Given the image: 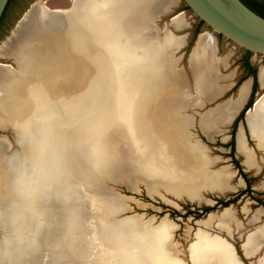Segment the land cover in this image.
Wrapping results in <instances>:
<instances>
[{
  "label": "rangeland",
  "instance_id": "obj_1",
  "mask_svg": "<svg viewBox=\"0 0 264 264\" xmlns=\"http://www.w3.org/2000/svg\"><path fill=\"white\" fill-rule=\"evenodd\" d=\"M17 1L0 29V48L8 42L16 24L23 21L22 17L26 12L28 13L24 20L32 16L37 18L31 22L29 37L24 40L22 45L18 48L19 43L15 44L16 47L12 46V53H14L12 58H0V64L6 65L13 72L18 70V64L23 65L26 60L30 64L28 71L25 73L20 71L17 75L18 79L15 81L9 79L5 69L0 70V91L6 94L2 99L0 97L1 116L6 119L8 109L12 110L23 105L36 112L39 101L36 97L31 99L29 93L32 85L35 87L33 89L35 95H45L43 87L49 92L58 91L66 97V100L60 98L63 99V101L60 100V104L64 101L65 103L71 101V99L72 101L77 100L82 111H86L84 109L87 108V111L90 112L94 105L95 85L98 82L88 83L90 74L88 62L83 57L78 59L68 47L67 37L74 29V20L72 17L64 18L51 14V10L69 9L73 0ZM166 1L168 2V0ZM176 1L178 8L175 9V12L182 11L185 22L178 29H183L186 26L183 30L176 32L172 31L170 23V20L174 18H172V9L158 17L152 30H144L142 33L136 32L135 29L125 30L118 23L109 20L113 15L112 4L109 0L96 1L92 7L88 8L87 12V27H98L100 31L106 29L108 37L111 38V44L117 50L128 45L138 52L136 45L141 36L143 37L142 42L159 46L163 39L172 33L177 36L187 35L188 44L182 51L174 54L163 52L158 55L160 63H157L156 66L146 65L143 68L133 65L131 68L136 71L140 68L144 70L141 75L144 74V79H146L142 83L130 85L138 88V91H131L132 94L151 95L153 93L161 97L149 110L152 116L158 112V108L161 107L160 103L172 105V91L192 90V76L187 67L188 55L191 50L188 47L192 40L195 44L200 34H208L216 41L215 67L221 64L219 56L226 55L229 50L233 52L230 57L229 68L231 69H222V74L240 66L244 55L243 49L213 32L206 25L201 26V33L194 38V32L200 20L190 10L185 9L181 0ZM137 2L138 0H128L129 8L131 7L134 11ZM180 56L182 57L180 58ZM172 58L175 63L173 67ZM176 58L180 59L179 62ZM250 62L258 73L262 69L264 70V57L261 55L253 54ZM138 63L141 66L142 62ZM41 67L44 69L43 78L39 74ZM98 68H95L96 71L101 69ZM151 70L154 72L149 73ZM240 71L242 74L238 75V81L243 75V70L240 69ZM172 76L175 87L172 83ZM11 86L12 90H9L8 87ZM233 90L225 97H229L237 91L233 92ZM91 93L93 98L90 100L87 97ZM263 96L264 84L256 93L254 103ZM63 105L64 103L62 109L65 108ZM127 106L130 107L128 103ZM207 108L209 109L211 106ZM119 114L115 118H119L118 120L128 126L125 128L129 141L126 131L112 128L111 135L102 139L108 149L105 161H97L90 156L87 150L89 136L84 128L85 121L83 119L74 129L47 131L42 139H40L39 131L33 130L31 135L26 136L25 142L20 140L19 134L23 132L18 128L11 125L0 127V208L3 209V213L0 215V234L10 230L21 237L23 231L29 230L28 238L23 237V239H27L25 241V245L28 246L26 250L31 252V255L27 256V260H30L32 264H47L46 253L40 252L39 249L56 241L60 244L64 230L70 221L85 229L88 224L84 223V219L95 213L92 209H88L86 201L79 194L77 185L83 183L98 193L103 212L116 222V225L110 223L108 226L112 225L117 228V233L122 236L125 245H131L134 236L137 239H162L157 253L161 254V260L165 261L164 264L172 262V251L173 255L183 264H189L190 248H193L194 255L198 257L203 248L213 247H218L224 257L229 260H226L224 264H264V244H262L264 239L258 240L257 244L251 247L249 255H246L242 248L249 234L257 231L264 232V146L260 145L251 134L260 151L256 149L254 142L249 140L250 147L245 142V152L239 151L243 155V159L237 154L235 144L233 158L240 162L243 173L251 180L252 193L242 196L236 204L228 208L222 209L218 206L207 216L201 215L197 218L195 214L187 215V212L198 214L197 209H201L203 206L214 207L217 201L231 199L246 189L244 179L240 176L233 159L229 157L231 149L227 146L230 143L221 144L218 140L209 142L194 132L196 138H200L204 146L198 140L191 139V134L188 132L189 123L184 121L188 124L183 126L184 128L179 126L180 129L176 130V143L172 148V129H163V123L160 121L165 118L167 125L171 126L172 110H166L160 115L156 114L150 121H143L145 119L143 113L129 116L122 112ZM180 114L182 118L188 119L183 113L180 112ZM59 116L61 117V115ZM123 118L126 122L123 121ZM131 125L138 126L135 132L129 130ZM98 139L100 138L96 140ZM140 147L147 149L149 153L155 152L159 147L171 161L172 156L188 157L192 161L190 164L179 163L175 168H177V173L186 171L188 177L191 178L189 184L172 183L174 179L172 177V162L146 164L135 160L134 154ZM117 173L121 179L119 182H115L113 179L114 174ZM13 177L15 178L13 179ZM1 179L3 180L1 181ZM9 184L10 187H8ZM13 187L17 188L13 189ZM38 190L40 195H38ZM47 191L49 194H46ZM32 193L33 196H29ZM49 195L51 198L48 199ZM46 197L48 202L44 199ZM256 200H261L263 206ZM175 213H179V215ZM184 215L187 216L184 217ZM158 233L159 235H156ZM199 234L208 236L211 240L197 239ZM107 242H109V249L107 248L108 250L103 254L97 253L99 246L95 242L93 250L95 264L114 263L110 259L115 250L117 252V248L111 239L102 243L108 246ZM0 245V264H24L23 255H21L22 249L18 250L14 242L3 238ZM117 255L118 253L115 254V256ZM59 256L52 255L57 259ZM216 260V254L209 250L208 259L205 260L208 262L206 264H218ZM123 261L117 264H124ZM139 262L143 264L142 261Z\"/></svg>",
  "mask_w": 264,
  "mask_h": 264
},
{
  "label": "bare ground",
  "instance_id": "obj_2",
  "mask_svg": "<svg viewBox=\"0 0 264 264\" xmlns=\"http://www.w3.org/2000/svg\"><path fill=\"white\" fill-rule=\"evenodd\" d=\"M96 1L98 0H77L75 2L76 6H75V10L73 11V15H72L75 26H74V29L68 34V37H67L68 47H70V49L75 53L76 57H78V59L83 57L88 62V66L90 67V74L87 80L88 83L90 84L93 81L98 82L97 85H95L94 102L95 101L97 102L98 100H103V99L107 100L109 102L108 106L111 107L110 109L112 111L111 116L114 119V121H116L115 117L121 112L128 116L133 115L135 113H143L145 115L144 117L145 119L143 121H150V119L153 120L156 114L160 115L164 113L166 110H169V111L172 110V125L171 126L167 125V120L165 118L160 119V121L163 123L162 124V126L164 127V128L162 127L163 129H167V128L172 129V148H174L175 143H176L175 141L177 138L175 135L176 130L180 129L179 126H182V128H184L183 126H186V124L189 123V120L186 119L185 117L182 118L180 114V109L178 106L175 107V105H170V104L163 103V102L160 103L161 107L158 108V112L152 116L149 113V110L153 104L155 105L156 100L161 99V97L156 96V94H153V93L151 95H141L140 93L132 94L131 91H136V90L138 91V88L132 87L130 85L133 83H142L146 81V79H144L145 78L144 74L141 75V73L144 70L140 68L139 70L136 71L134 69L131 70V68L133 67V65L143 67V68L146 65L156 66L157 63L158 64L160 63L158 62V55H161L163 52H166V53L172 52V54H174L175 51L181 48V45H182L181 41L178 38H175L174 36L172 37L169 36L165 40L162 41L161 45L157 46L153 43L146 44L145 42H142L143 37L141 36L138 39L140 40L139 41L140 43L138 42V44L136 45L137 50H139L138 52L135 51V48H132L131 46H128V45H126L125 47H122V49L120 50H117L111 44V38L108 37L109 35L106 29H104V31H100L98 27L96 28H94V26H91V28L87 27L86 17H87L88 8L92 7ZM101 1H105V0H101ZM109 1L112 4V13H113L112 17H110L109 20H111L113 23H118V25H120V27L124 28L125 30L135 29L136 32H141V33L144 30H148V27H147L148 18H146L145 16V14L148 13L147 11L142 10V9L140 10L137 9L133 11L131 7L129 8L128 6V0H109ZM36 18H37L36 16H32L31 18H27L25 20L23 18V21L18 23L17 27L13 30L8 42L5 43L4 46L0 48L1 56H4L9 53L11 54L13 52L12 46L16 47L15 45L16 43H19V45H17V48L22 45L24 40H26L27 37H29V26L31 22L35 20ZM174 21L176 24H179L180 26H183V24H185L183 15H179V17L175 18ZM211 39H213L212 36L208 34H201L194 48V52L191 58V66L197 77L196 78L197 83H199L201 79L202 80L205 79L206 73L211 72L213 68V66H211V64H208L209 62H207L202 55L203 51L204 52L206 50L210 51L212 44H213ZM26 59L28 58L26 57ZM137 61L140 63L142 62L141 66ZM174 65L175 63L172 58V67ZM17 66H18V70L13 72L9 68H7L6 65L0 64V70L2 71L5 69V71H7L6 75L9 77V79H11V81H15L16 79H18L17 75L18 73H20V71L22 73H25L26 71H28L27 69L30 66V64L26 60L24 61L23 65L18 64ZM98 67H100L101 69L99 71H96L95 68H98ZM43 72H44V69L43 67H41L39 74L40 76H42V78L44 76ZM151 72H154V71L151 70L149 73ZM260 77H261V81L263 85L264 84V70L263 69L260 72ZM172 83L174 85L173 76H172ZM33 86L34 85L31 86L29 94L31 96V99L35 97L38 98L39 102H37L38 109L36 110V112H33L32 109H28L24 105L17 107L15 109H12V110L8 109L6 111V115H7L6 119L2 117L0 113V127H5L8 125H11L12 127L19 126L25 130L27 135H31L30 133L33 130H38L41 135L40 139H42L43 136L46 135V131L52 128H56L60 125L62 117H60L59 115H61V112L63 111L61 107L64 102L60 104L61 103L60 100L63 101V99H60L58 96H53L55 98H51L46 93L45 95H42V94L35 95L33 92V89H35V87ZM196 87L199 90V87L198 86ZM8 88L9 90H12V86ZM246 91H247L246 86H244L241 90L240 99L244 97V95L246 94ZM182 92L172 91V95L182 93ZM4 96H6V94L0 91L1 99ZM8 97L10 98V96ZM87 98L91 100L93 98L92 93L91 95H88ZM166 99H170V98H166ZM37 103H36V106H37ZM127 103L130 107L128 106L126 107ZM55 116H56V121L54 118ZM123 119H124L123 121H125V118ZM247 120H248L249 126L251 127L254 133L257 134V131L264 129V96L261 97V99H259V101L257 102L255 106L254 111L248 116ZM184 121H187L188 123H184ZM124 126L126 127L127 125H124ZM137 127L131 125L129 126V130L135 132ZM238 145H239L238 150L241 153H244L245 143L243 142L241 138H239ZM134 156H135V160H138L146 164H167L168 162H172V177H174V179L172 180V183L175 182V184H189V182L191 181V178L188 177V174L186 173V171H184L183 173H177L176 171L177 168H175V166L179 163L190 164L192 161H190L188 157H185V156L184 157L182 156L173 157L172 156V161H171L169 156L164 151H162L159 147H157L155 152H150V153L147 149L145 150L144 148L140 147V149L136 151ZM14 178L15 177H13V179ZM2 180L3 179H1V181ZM6 183L8 184V182ZM8 187H10V184ZM16 188L13 187V189H16ZM46 194H49V192ZM38 195H40V192L38 193ZM29 196H33V193ZM49 198H51V195H49L48 199ZM44 199L47 200V197ZM42 224L44 225V223ZM102 229H103L101 232L102 241H105L107 239H111L113 240V242L117 241L118 239L123 240L122 236L118 235L117 228H115V226L106 225ZM156 235H159V233ZM154 237L156 236L154 235ZM260 239H264V232L257 231L252 234H249V236L247 237L246 243L242 247L246 255H249L251 247L257 244L258 240ZM161 240L162 239H150V238L145 239L144 238V239H133V242L131 245L129 244L125 245V243H123L121 246L117 248V252L115 250V253L114 255H112L110 261L114 262L113 264L120 263L122 260H124L123 261L124 264H141L139 261H142L143 264H164L165 261L161 260V254L157 253L158 251L157 249L159 248V243L161 242ZM164 240H166V243H167V239L165 238ZM107 243L109 245V242ZM195 243H192V245L193 244L195 245ZM110 245H111V242H110ZM94 249L95 247L93 248V250ZM189 250H190L189 257L191 258L192 264L208 263L205 260L208 259L209 250H211L214 254H216L217 256L216 261L218 262V264H224V262L227 260L224 257L223 253L220 252V249L218 247H213L210 249L203 248L201 250V255L198 257L194 255L193 248H190ZM117 253L118 255L115 256V254ZM171 257H172V262L170 264H181V262H179L180 260L177 259L173 255V251H172Z\"/></svg>",
  "mask_w": 264,
  "mask_h": 264
},
{
  "label": "water",
  "instance_id": "obj_3",
  "mask_svg": "<svg viewBox=\"0 0 264 264\" xmlns=\"http://www.w3.org/2000/svg\"><path fill=\"white\" fill-rule=\"evenodd\" d=\"M76 1L77 0L72 1L69 9L51 10V14L64 18H71L73 11L75 10ZM181 1L213 32L224 37L226 40L245 51L255 55L264 56V18L255 14L240 0ZM8 2L9 0H0V19ZM27 13L28 12L24 14L22 19ZM18 23L16 24V27ZM85 89L86 87L83 90L85 91ZM43 90L44 93L51 98H55L53 96H58L59 98L66 99V97L58 91L49 92L46 91L44 87ZM37 91L39 90L37 89ZM108 104L109 102L104 99L98 100L97 102L95 101L94 107L90 110V112H88L87 108L84 109L86 111H82L77 103V100L67 101L66 103L64 101L63 107L65 108L61 112L62 119L60 125L48 131L53 132L74 129L78 127L80 124L79 121L83 119L85 121L84 128L89 136L87 140V150L90 156L97 161H105L108 156V149L105 142L103 144L102 139L111 135V130L114 127L126 131L125 126L120 120L118 121V119H116V121H114L111 116V107L108 106ZM54 118L56 121V116ZM16 128L23 132L19 134V137L21 141L25 142L27 133L19 126H16ZM97 138L100 139L96 140ZM127 140L129 141L128 134ZM113 179H115V182L121 181L118 173L114 174ZM77 186L79 187V194L81 195V198L86 201V206L88 209H92L95 213L91 217L88 216L84 219V223L88 224L85 229H82V227L77 226V224L73 221H70L64 230V236L63 238L61 237L60 244L56 241L49 245L42 246L39 249L40 252L46 253V257L48 258L47 264H95V259L93 258V248L95 246V242H97L99 246V250L97 252L98 254H103L106 250H108L107 248H109V245L105 246V244L102 243V228L110 223L116 225V222L103 212L100 197L94 189H90L83 183H79ZM2 213L3 209L0 208V215ZM22 233L23 236L19 237L15 232L7 230L6 233H3L2 235L0 234V244L1 239L3 238L12 241V243L14 242L18 250L22 249L21 255H23L24 264H32L30 260H27V256L31 255L30 250H26L28 246L25 245V241L27 239H23V237L28 238L30 231L25 230ZM54 254L60 255L59 258H53L52 255Z\"/></svg>",
  "mask_w": 264,
  "mask_h": 264
},
{
  "label": "crops",
  "instance_id": "obj_4",
  "mask_svg": "<svg viewBox=\"0 0 264 264\" xmlns=\"http://www.w3.org/2000/svg\"><path fill=\"white\" fill-rule=\"evenodd\" d=\"M176 8H178L176 0H168V2L166 0H138L135 10L142 9L148 12L146 13L147 15L145 14L146 18H148L147 27L149 30H152L153 27H155V23L158 17L162 14H166V12H170V10L172 9L171 10L173 13L172 18L173 17L174 18L170 20V23L172 24V31L176 32L186 28L185 26L183 29H178L181 27L179 24H176L174 20L175 18L179 17V15H183L182 14L183 12L182 11L175 12ZM169 36L170 37L174 36L175 38H178L182 43L181 48L175 51V53H177L178 51H182L188 44L186 34L177 37V35L172 33L170 35H167L163 40H165ZM211 40L213 44L210 51L209 50H206L205 52L203 51L202 54L204 59L207 62H209L208 64H211V66H213L211 72H207L205 75V79L203 80L201 79L199 83H197L196 81L197 77L191 66V58L194 52L195 45L197 43L196 41L194 46L190 50L187 61V67L189 73L192 76L193 88L190 91L187 90L185 92L172 95V105H175V107L178 106L180 112L183 113V115H185L188 118L189 120L188 132H190L192 140H198L201 144H203L200 138H196L195 133H198L202 137L207 139L209 142H214L215 140H218L221 144H228L231 143L232 141V134H231L232 126L236 118L245 108L251 97L254 80L252 77L246 78L240 84V86L238 87L235 93L231 94V96L229 97H225L226 95H228V93H232L231 91L235 88L237 84L238 75H241L242 72L240 71V66H238L237 68H235L232 71L230 70V72L226 74L221 73L222 69L223 70L231 69L229 68L231 64L230 57L233 54L231 50H229L226 53V55L222 57L219 56V58L221 59V64L215 67L217 60L216 58L217 45L214 38ZM12 56L13 54L9 53L4 56L0 55V58H9V57L12 58ZM181 57L182 56H180V58ZM177 60L179 62L180 59ZM257 79H258V90H259V88H261L263 85H262L260 73L258 72H257ZM196 86L199 87V90L197 89ZM244 86H246L247 91L244 97L240 99L241 90ZM259 99L254 103V106L250 109V111L247 112L248 114L246 113L244 121L238 124V128L236 130V136H235L236 152L242 158L243 155L240 154L238 150L239 138H241L244 143L246 142L248 147H250L249 140H251L252 142H254L256 149L259 150L257 143L252 138L253 135L256 138V140H258L259 144L264 146V129L260 128L261 130L257 131V134L254 133L251 127L249 126L247 120L248 116L254 111L255 106L259 101ZM209 106H211V108L208 109L207 107ZM133 239H137V238L134 236ZM197 239H211V238L199 234ZM113 243L115 247L118 248L124 242L123 240L118 239ZM189 256H190V250H189ZM188 261L189 264H192L190 257L188 258ZM181 264L183 263L181 262Z\"/></svg>",
  "mask_w": 264,
  "mask_h": 264
},
{
  "label": "trees",
  "instance_id": "obj_5",
  "mask_svg": "<svg viewBox=\"0 0 264 264\" xmlns=\"http://www.w3.org/2000/svg\"><path fill=\"white\" fill-rule=\"evenodd\" d=\"M245 6H247L250 10H252L255 14L259 15L260 17L264 18V0H240ZM17 0H9L5 11L0 19V29L2 28L5 20L7 19V16L10 14V12L12 11L11 9L13 8V6H16L17 4ZM185 5V4H184ZM185 9L186 10H190L186 5H185ZM205 25L204 22L199 21V25L196 28L195 32H194V38L197 37L201 32H200V28L201 26ZM222 37V36H221ZM194 45L193 40L191 41V43L189 44L188 49H192ZM253 54L245 51L244 50V55L241 59V63H240V69L243 70V75L241 76L240 80L238 81L237 85L235 86L233 92H235L238 87L240 86V84L248 77H252L254 82H253V90H252V94L251 97L247 103V105L245 106V108L242 110V112L240 113V115L236 118L233 127H232V141L231 143L227 146L231 149V153L229 154V157L233 159V163L235 164L236 168L239 171L240 176L244 179L245 183H246V189L239 192L238 194L234 195L231 199L228 200H219L217 201L216 206L214 207H210V206H203L201 209H197L198 214L196 213H191V212H187V215H193L195 214L197 218L201 217V215H208L209 213H212L213 211H215V209L220 206L222 207V209L228 208L231 205L236 204L240 198L246 194L252 193L251 191V180L247 178V175L245 173H243V169L240 166V162L235 160L233 157L235 155V135H236V130L238 127V124L242 121H244L245 118V114L248 112V110H250L253 107V103L255 100V95L256 92L258 90V79H257V69H255L253 67V65L250 62V58ZM226 147V146H225ZM256 202L260 205L263 206L262 201L260 200H256ZM264 207V206H263ZM178 214L179 213H175ZM187 215H184V217H186Z\"/></svg>",
  "mask_w": 264,
  "mask_h": 264
},
{
  "label": "built area",
  "instance_id": "obj_6",
  "mask_svg": "<svg viewBox=\"0 0 264 264\" xmlns=\"http://www.w3.org/2000/svg\"><path fill=\"white\" fill-rule=\"evenodd\" d=\"M262 57H264V56H262Z\"/></svg>",
  "mask_w": 264,
  "mask_h": 264
}]
</instances>
